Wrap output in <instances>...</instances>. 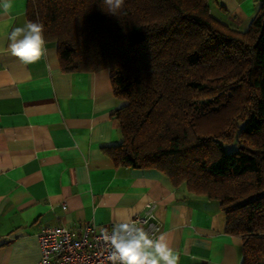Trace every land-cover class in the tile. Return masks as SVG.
Masks as SVG:
<instances>
[{"label": "trees", "instance_id": "trees-1", "mask_svg": "<svg viewBox=\"0 0 264 264\" xmlns=\"http://www.w3.org/2000/svg\"><path fill=\"white\" fill-rule=\"evenodd\" d=\"M65 71L107 69L116 166L156 168L217 200L243 264H264V2L248 27L208 0H29Z\"/></svg>", "mask_w": 264, "mask_h": 264}, {"label": "crops", "instance_id": "crops-1", "mask_svg": "<svg viewBox=\"0 0 264 264\" xmlns=\"http://www.w3.org/2000/svg\"><path fill=\"white\" fill-rule=\"evenodd\" d=\"M208 1L213 14L241 28L264 2ZM28 2L13 0L0 16L5 34L29 20ZM45 47L32 64L10 55L7 42L0 48V264L37 262L46 226L109 228L149 204L179 264H243L242 240L225 231L217 200L159 169L116 166L105 153L122 138L109 70L65 71L55 44Z\"/></svg>", "mask_w": 264, "mask_h": 264}, {"label": "clouds", "instance_id": "clouds-1", "mask_svg": "<svg viewBox=\"0 0 264 264\" xmlns=\"http://www.w3.org/2000/svg\"><path fill=\"white\" fill-rule=\"evenodd\" d=\"M104 3L107 11L115 14L124 0H104ZM12 8L13 0H0V16L9 15ZM45 31V24L40 20H28L7 34L0 28V48L7 42L10 55L23 64L35 63L47 51ZM104 240L111 245L108 257L111 264H179L180 261V254L170 246L166 234L149 232L130 218L115 222L110 234L104 232Z\"/></svg>", "mask_w": 264, "mask_h": 264}, {"label": "built area", "instance_id": "built-area-1", "mask_svg": "<svg viewBox=\"0 0 264 264\" xmlns=\"http://www.w3.org/2000/svg\"><path fill=\"white\" fill-rule=\"evenodd\" d=\"M154 207L149 204L146 212L135 215L131 221L140 226L146 224L148 231L157 235L161 226L155 220ZM112 227L87 223L74 231L64 225L46 226L39 233L41 258L33 264H111V245L104 240V232L110 234Z\"/></svg>", "mask_w": 264, "mask_h": 264}]
</instances>
